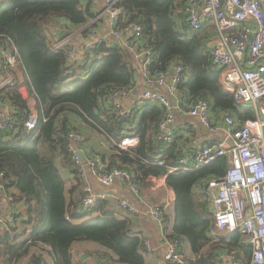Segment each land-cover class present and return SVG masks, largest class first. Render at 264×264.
Wrapping results in <instances>:
<instances>
[{
	"label": "trees",
	"instance_id": "obj_1",
	"mask_svg": "<svg viewBox=\"0 0 264 264\" xmlns=\"http://www.w3.org/2000/svg\"><path fill=\"white\" fill-rule=\"evenodd\" d=\"M117 6L122 10L119 26L136 22L142 27L145 47L152 53L148 73L179 65L186 76L179 90L188 101L204 99L215 112L241 121L254 119L249 109L236 106L221 84V72L212 70L204 36H188L178 28L177 22L184 20L181 0H118ZM93 18L92 0H0V48L17 57L16 68L24 75L22 82L15 80L13 87L0 89L11 108L10 120L0 130L2 194L5 201L12 200L8 205L22 206L12 211L11 222L0 225V264H32L44 255L53 264H73L71 247L78 242L96 244L117 264H146L144 239L131 233L132 221L126 214L112 210L106 200L88 208L81 205L82 182L68 140L72 132L83 137L81 127L110 141L112 154L103 158L109 170L127 172L137 185L146 178H165L174 193V220L167 238L188 244L190 264H215L220 253L230 250L242 252L247 260L251 249L241 243L237 231L211 236L215 232L211 209L194 193L197 184L225 174L226 159L199 170L171 171L182 151L175 141L155 140L163 110L146 105L134 122L117 118L105 103L113 91L134 84L135 66L128 50L102 42L91 58L75 64L66 58L68 42L62 49L49 43L47 28L54 21L74 30ZM5 71L15 74L9 67ZM32 114L37 124L28 130L25 123ZM129 136L138 137V145L129 151L119 149L117 143ZM66 170L77 182L68 198L62 175ZM83 218L88 220L74 223Z\"/></svg>",
	"mask_w": 264,
	"mask_h": 264
},
{
	"label": "built area",
	"instance_id": "obj_2",
	"mask_svg": "<svg viewBox=\"0 0 264 264\" xmlns=\"http://www.w3.org/2000/svg\"><path fill=\"white\" fill-rule=\"evenodd\" d=\"M183 2V29L185 35L192 36L201 33L212 26L215 30V43L207 42L206 48L211 60V68L221 72L222 86L233 95L239 108L249 109L254 119L238 124L231 115L222 118L223 127L210 121L211 106L204 99L188 102L186 115L195 119L200 126L211 135L223 132L224 137L211 144L198 148H189L179 157L175 170H199L218 158H226L227 168L222 177L201 182L194 187L197 197L205 200L212 208L214 230L217 234H228L237 231L241 240L251 249L250 258L246 263L238 259L234 251L222 253L215 259L216 264H264V0H181ZM118 0H105L100 12L89 25L81 28L86 30L81 36L85 38L84 45L78 53L69 45L66 52L67 61L82 64L91 58L97 44L107 42L111 37L113 44L124 47L141 61L144 72L152 60L151 51L145 47L142 27L136 23L119 26L122 10L117 6ZM105 16L109 35L101 34L96 24ZM181 23V24H182ZM183 26V25H182ZM60 29H70L63 21H54L47 28L48 41L55 49H62L67 39H57ZM72 31V30H71ZM54 32V36L51 35ZM123 40V44L119 42ZM0 70L5 74L0 89L13 87L15 75L5 71L15 69L17 57L6 49L0 54ZM154 86L165 89L168 95L158 91L143 90L139 93L140 104H156L164 110L163 118L157 124L156 142L172 143L174 136L169 127L175 121L176 108L171 104L169 96L177 92L185 80L184 69L179 65L169 70L152 74ZM133 88L115 90L109 94L105 103L113 107L115 116L121 120H133L134 114L122 108L121 101L131 94ZM10 120V111L0 116V130ZM36 116L30 115L25 123L28 130L36 127ZM69 150L79 175L88 171L104 188H109L116 180H121L129 186V190L138 196L137 184L130 174L123 170H109L99 156L89 159L83 164L77 157L75 146L83 141L81 134L70 133ZM139 143V138L129 136L122 138L117 146L121 150H133ZM158 165H162L159 162ZM0 180L1 177H0ZM81 205L84 208L93 206L98 200H114L113 195L93 193L88 186L82 188ZM12 202L10 198H7ZM117 207L130 217L140 215L133 205L124 199L117 200ZM149 215L159 224L164 221L162 209L151 206ZM12 211L0 215V225L11 222ZM167 248L165 262L167 264H184L181 255L180 242L176 239L164 238ZM143 245L147 253L152 251L149 240Z\"/></svg>",
	"mask_w": 264,
	"mask_h": 264
},
{
	"label": "crops",
	"instance_id": "obj_3",
	"mask_svg": "<svg viewBox=\"0 0 264 264\" xmlns=\"http://www.w3.org/2000/svg\"><path fill=\"white\" fill-rule=\"evenodd\" d=\"M104 3L105 0H92V9L93 12L95 13V17L100 12H102ZM104 18L105 16H103L101 22L96 24V28L101 34L109 35V31H110L109 26L106 19ZM181 23H182L181 21L177 22L178 28L183 30ZM77 31H78L77 29H74L72 31L71 30L67 31V29H60L57 36H54L55 35L54 32H51V35L54 36V38L62 39V40H65L66 38H68L67 36H69V38L72 39V44L71 43L70 44L73 47H75L77 49V52L79 53L84 45L85 38H82L79 35L77 36L76 35ZM199 35L204 36V41L206 45L207 42L209 41L211 43H215L216 41L215 30L214 27L212 26L205 28L201 33H199ZM107 42L113 44L112 42H114V40H112L111 37H108ZM119 42L121 44L124 43L123 40H119ZM2 51L3 49L0 48V54ZM131 56L135 66L134 84L132 86L133 91L131 94H129L121 101V106L123 109L130 111L134 114L133 120L135 122L139 119L141 110L144 106L146 105L157 106L156 104H145V103L140 104L138 96L141 91L149 89L152 91H158L159 93L164 95H168V94L165 89L163 88L158 89L154 86V80L152 74L150 73L147 74L146 72H144L141 66V61L138 58H136L134 55L131 54ZM14 72H15L14 74L15 80L22 82L24 75L21 69L18 68L17 66V68L14 69ZM4 78H5V74L3 73V71L0 70V85L3 83ZM22 94L24 97H27V92L25 89H22ZM169 99L171 101V104L176 108L175 121L169 127V130L172 132L174 136L173 141L176 142L177 148L179 150L181 149L182 151L181 156L189 148H198L200 146L211 144L213 141L225 136L223 132H220L219 134L216 135H211L210 133H208V131L205 128L200 126L195 119L186 115L185 111L189 101L185 98L184 93H182L179 90V87H177L176 93L171 94L169 96ZM239 109L243 110L244 108H239ZM10 110H11L10 106L1 98L0 95V116L6 112H9ZM225 114L231 115L238 124H241L246 121V120L241 121L235 118L230 113L215 112L213 111L212 108L210 112V121L216 124L217 126L223 127L222 118ZM163 116H164V110H163ZM81 129L83 132V137H82L83 142L81 145H76L75 148L78 154L79 153L83 154V160H81L83 164L86 163L89 159L94 158L95 156H99L100 159L104 163H106L107 160L105 159L106 161H104L103 158H107L110 154H112L110 141L106 139L105 136L98 133L97 131L90 130L86 127H81ZM176 167H177L176 164L173 165V168ZM62 175L63 178L65 179V192L68 198L70 190L77 184V182L75 180V177L72 176V174L68 170L63 171ZM79 178L82 182L81 191L83 187L88 186L89 188L92 189L93 193L96 194L104 193V194L113 195L115 198L114 200H106V201H108L109 207L112 210L119 213L120 215L124 216L125 213L118 209L117 207L118 199L126 200L129 204L133 205L137 210H139L140 215L137 218L130 217L128 215L127 216L132 221L131 233H133L134 236H138V237L142 236V239L144 240H149L152 249L150 253H147L146 247L143 245L145 248L143 249L145 251L146 264H167L164 259L165 254L167 252V248L163 240L165 237H167V234L171 233L172 230V225L174 220V209H173L174 193L166 186L165 178L151 177V178H146L143 182L138 183L137 185L138 193H139L138 196L132 194L129 190V186L121 180H116L111 187L104 188L98 182L95 181V179L88 171H86L82 176L80 175ZM2 190L3 188H0V214L2 210H3V215L9 213L10 211L15 212L17 210H22V206L20 204L11 203L8 205L7 203L9 201L8 200L5 201L4 199L5 195L2 194L3 193ZM194 193L196 195V192ZM151 206L159 207L162 209L164 221L161 224L155 222L153 218L149 215L148 209ZM208 206L212 212V208L210 204ZM87 220L88 218H83L80 220H75L74 223L81 224ZM215 234L217 235L216 232L214 233L212 232L211 236L214 237ZM241 243L248 246V244L243 242V240H241ZM179 251L185 259L184 264H190L189 260L192 258V256L188 244L183 243L182 246L179 248ZM231 251L232 250L228 252ZM234 252L236 253L238 259L242 260L244 263H246L250 258L249 257L247 260H245L244 257H242L243 256L242 252H236V251ZM46 256L44 255L41 258V260H33L31 263L53 264L51 258L48 255ZM71 258L73 264H117L114 262L115 260L114 257H112L110 254H108L107 252L99 248L96 244L91 242H78L73 244L71 247ZM23 264H26V262H24Z\"/></svg>",
	"mask_w": 264,
	"mask_h": 264
},
{
	"label": "rangeland",
	"instance_id": "obj_4",
	"mask_svg": "<svg viewBox=\"0 0 264 264\" xmlns=\"http://www.w3.org/2000/svg\"><path fill=\"white\" fill-rule=\"evenodd\" d=\"M80 29H81V28L77 29L78 31H77V34H76V35H77V36L79 35V36L81 37V36H83V35L85 34L86 30H85V29H84V30H80ZM68 35H69V34H68ZM67 37H68V38H66V39H67V40L69 39V40H68V44H70V43L72 44V39H70L69 36H67ZM71 44H70V45H71ZM218 235H219V234H218ZM220 235H221V234H220ZM45 256H46V255H45ZM46 257H47V256H46Z\"/></svg>",
	"mask_w": 264,
	"mask_h": 264
},
{
	"label": "water",
	"instance_id": "obj_5",
	"mask_svg": "<svg viewBox=\"0 0 264 264\" xmlns=\"http://www.w3.org/2000/svg\"><path fill=\"white\" fill-rule=\"evenodd\" d=\"M77 157L79 160H83V154L82 153L77 154ZM4 186H5L4 181L0 180V188H3Z\"/></svg>",
	"mask_w": 264,
	"mask_h": 264
}]
</instances>
